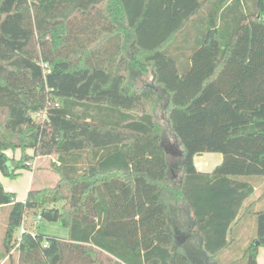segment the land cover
Segmentation results:
<instances>
[{"label": "trees", "instance_id": "trees-1", "mask_svg": "<svg viewBox=\"0 0 264 264\" xmlns=\"http://www.w3.org/2000/svg\"><path fill=\"white\" fill-rule=\"evenodd\" d=\"M209 85L223 99L212 112L240 120L223 137L185 138L173 112L207 113L190 108ZM169 134L182 164L193 142L222 158L173 178ZM42 156L54 158L52 186L32 184L21 201L0 182V260L257 264L264 208L248 199L264 177V0H0V173ZM248 214L252 238L221 262ZM186 217L197 257L174 241ZM36 221L67 236L39 233Z\"/></svg>", "mask_w": 264, "mask_h": 264}, {"label": "crops", "instance_id": "crops-1", "mask_svg": "<svg viewBox=\"0 0 264 264\" xmlns=\"http://www.w3.org/2000/svg\"><path fill=\"white\" fill-rule=\"evenodd\" d=\"M185 40L188 38V35L185 33ZM178 40L180 41L181 38L179 37ZM151 75V71H150ZM143 76V75H142ZM152 77V75H151ZM151 77L149 79V82L151 81ZM144 81V80H143ZM143 81L139 83H143ZM207 86L204 93L201 95V97L191 106L190 110H198L200 112L208 111L207 113L203 114H195V115H183L178 112H173V122L175 125H177L179 128L183 130V136L185 138H202L205 136H208L215 132L216 137H223L228 134V130L226 129V126L229 124V122L239 121L240 118H238L236 115L233 116L228 120L225 118V112L218 111V112H212L215 110H219L220 106L223 103V99L220 97V95L217 93L215 88ZM210 90V91H209ZM226 110H230V108H226ZM232 113V112H231ZM179 120V121H177ZM204 121V125H200V122ZM179 122V124H178ZM198 122V123H197ZM168 142L166 144V148L170 154V161H171V168L170 171L172 173L173 178H177L181 171H200V172H210L215 165H217L221 158H222V152L220 151H213L211 150L208 145L204 142H193L191 145V148L187 154V157L182 164L181 161V151L177 144V138L173 134H169L167 136ZM28 153H31V150H27ZM6 154L9 157H12L14 159H18L20 156V150H7ZM54 158L50 156H42L39 158L34 159V163H36L37 160L43 161L42 164H39L40 167L44 170L43 173L46 175L49 173V162L50 160H53ZM35 165V164H34ZM31 166L29 169H20L17 172L19 174H22L24 170H28L31 173V181L27 188V191L29 187L34 184V173L31 171L32 168H35ZM11 168V165H9ZM1 174V173H0ZM0 182L1 178H0ZM253 183V192L248 199L249 203L253 202L252 209L257 210L264 208V177L262 178H256L252 179ZM4 187V186H3ZM5 190L12 191L16 194V199L23 201L27 195L26 193L19 197L15 189L4 187ZM178 206L181 207V209L184 210V207L182 204H178ZM176 206V208L178 207ZM187 221V222H186ZM240 226V230L246 231L247 229L254 231L255 226V218L253 214H248L245 217L240 220L238 223V227ZM188 228H189V220L186 217L184 225L176 226L175 232H174V241L176 243H183L185 242L188 245V248L190 252L195 255L196 252H199V248L193 245V242L188 241ZM197 254V253H196ZM196 256V255H195ZM199 256H201V260L203 259V255L200 253ZM197 257V256H196ZM4 259L0 260V264H3ZM257 264H264V247H259L258 254L256 257Z\"/></svg>", "mask_w": 264, "mask_h": 264}, {"label": "rangeland", "instance_id": "rangeland-1", "mask_svg": "<svg viewBox=\"0 0 264 264\" xmlns=\"http://www.w3.org/2000/svg\"><path fill=\"white\" fill-rule=\"evenodd\" d=\"M150 77H151L150 69H148V72L146 74H144L143 76H138L139 78L138 82H141L144 80L143 83H149L147 81H149ZM211 87L213 86L210 85L208 89H210ZM200 125H204V121H201ZM42 163L43 161L37 160L36 163H34L35 168H32L31 170L34 173L33 186L37 188L52 186L55 183V181L58 179V175L50 167V165H49V168H50L49 173L44 175L43 173L44 170L39 165ZM0 178L2 181V185L4 187H8V188L10 187L12 189H15L19 197H22L26 193L27 188L30 184L31 173L28 170H24L22 174H18L15 177L4 176L0 174ZM6 210L7 209H0V240H1V235H2L3 222L5 220ZM29 219L31 218L27 217L25 224H28L30 222ZM31 226L34 227L37 232L42 233V234L56 236V237H66L67 236V229L63 227L59 222L36 221L35 223H32ZM239 228L240 226L238 227V224L236 225V227H234L233 236L235 237V240L233 241L230 248L226 249L223 252V254H221V256L219 257L220 261L223 263H227L234 259H238L243 254V250L246 244L248 243V241H250V239L253 236V233H254L253 230H251L250 232V230L247 229L246 231L242 232ZM17 234L18 233H16V235ZM0 253L2 254L1 243H0ZM3 264H9V262L5 261Z\"/></svg>", "mask_w": 264, "mask_h": 264}, {"label": "built area", "instance_id": "built-area-1", "mask_svg": "<svg viewBox=\"0 0 264 264\" xmlns=\"http://www.w3.org/2000/svg\"><path fill=\"white\" fill-rule=\"evenodd\" d=\"M34 161L35 160L33 159L32 161L27 162V164L30 165V166H33L34 165ZM23 230H24V227H23V225H21L19 231L22 232Z\"/></svg>", "mask_w": 264, "mask_h": 264}]
</instances>
